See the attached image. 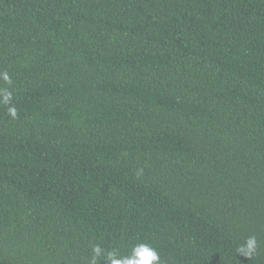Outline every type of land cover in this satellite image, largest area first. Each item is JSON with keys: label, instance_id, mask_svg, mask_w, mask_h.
Instances as JSON below:
<instances>
[{"label": "trees", "instance_id": "trees-1", "mask_svg": "<svg viewBox=\"0 0 264 264\" xmlns=\"http://www.w3.org/2000/svg\"><path fill=\"white\" fill-rule=\"evenodd\" d=\"M139 243L264 264V0H0V264Z\"/></svg>", "mask_w": 264, "mask_h": 264}, {"label": "clouds", "instance_id": "clouds-1", "mask_svg": "<svg viewBox=\"0 0 264 264\" xmlns=\"http://www.w3.org/2000/svg\"><path fill=\"white\" fill-rule=\"evenodd\" d=\"M3 79L11 83V80L7 73H3ZM11 93L7 92L5 90L4 96H3V102L7 104L11 99ZM9 114L15 118L16 117V108L15 107H9L8 108ZM255 245V238H250L248 241V255L251 254V250L253 246ZM104 249H102L99 245H96L93 248L94 257H99L104 255ZM240 251L243 252V247L240 248ZM116 253L111 252L108 253L106 259H108L109 264H160L161 257L159 253L152 247L149 246L147 243H139L135 245L132 249V252L127 257H121V258H115ZM95 264V261L93 262Z\"/></svg>", "mask_w": 264, "mask_h": 264}]
</instances>
